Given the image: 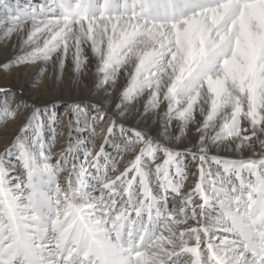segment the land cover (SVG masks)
<instances>
[{
  "label": "snow or ice",
  "instance_id": "1",
  "mask_svg": "<svg viewBox=\"0 0 264 264\" xmlns=\"http://www.w3.org/2000/svg\"><path fill=\"white\" fill-rule=\"evenodd\" d=\"M0 53L102 92L0 86V264H264V0H0Z\"/></svg>",
  "mask_w": 264,
  "mask_h": 264
},
{
  "label": "bare ground",
  "instance_id": "2",
  "mask_svg": "<svg viewBox=\"0 0 264 264\" xmlns=\"http://www.w3.org/2000/svg\"><path fill=\"white\" fill-rule=\"evenodd\" d=\"M11 55V52L9 53ZM4 59L2 53H0V61ZM94 71V67L90 66L89 74L86 76H81L79 82H74L75 77L73 76L72 70L70 68L66 69L64 73L63 80L61 82V87L63 92L61 93L59 89L52 95H49L47 86L43 81L39 79L36 74L34 67L24 68V69H13L11 71H0V86H9L16 92L17 98H22V101L29 106L35 104L41 106L46 102H52L54 97H58L55 100L56 108L58 113L62 117H66L68 112V107L72 103H80L82 107H89L91 104L97 103L102 92H97L94 86V79L91 73ZM115 98L109 103H115ZM126 125L132 127L144 128L145 131L150 132L153 136L161 132L160 123L158 120H153L151 117L138 120L130 121L126 119ZM16 125L14 122H9V128H14ZM2 131V129H0ZM86 135V134H85ZM194 136V131H190L188 140L190 141ZM67 143V134L61 138L60 143L57 145V149ZM0 143V147H2ZM221 155H234L231 152L225 150L220 151ZM130 158V157H129ZM185 162L192 168L191 157L188 156Z\"/></svg>",
  "mask_w": 264,
  "mask_h": 264
},
{
  "label": "rangeland",
  "instance_id": "3",
  "mask_svg": "<svg viewBox=\"0 0 264 264\" xmlns=\"http://www.w3.org/2000/svg\"><path fill=\"white\" fill-rule=\"evenodd\" d=\"M60 115H61V112H60Z\"/></svg>",
  "mask_w": 264,
  "mask_h": 264
}]
</instances>
